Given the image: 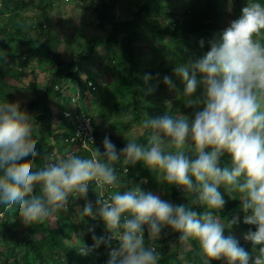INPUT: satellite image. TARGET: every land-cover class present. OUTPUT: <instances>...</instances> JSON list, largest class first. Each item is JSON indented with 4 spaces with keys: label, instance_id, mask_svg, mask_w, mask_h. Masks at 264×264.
Wrapping results in <instances>:
<instances>
[{
    "label": "clouds",
    "instance_id": "9594fccd",
    "mask_svg": "<svg viewBox=\"0 0 264 264\" xmlns=\"http://www.w3.org/2000/svg\"><path fill=\"white\" fill-rule=\"evenodd\" d=\"M262 35L264 0H247L239 17L218 39L209 42L210 49L201 58L177 63L173 68L184 85L186 106L195 109L191 117L172 113L168 107L162 115L144 112L139 135L147 137L146 143L126 139L119 150L106 135L103 151L95 146L88 157L69 151L36 168L38 152L32 146L31 117L19 101L0 99V206H14L13 221L18 217L25 226H31L67 212L69 196L75 195L85 201L82 208L77 206L78 215L102 221L106 233L96 236L95 228L89 227L91 246L83 243L84 233L74 234L82 241L79 253L87 256L103 245L109 248L106 264H159L155 249L145 245V236L147 233L148 239L159 240L165 228L179 234L170 244L173 248L196 241L203 264L214 260L264 264ZM199 43L204 46L203 39ZM143 80L148 85L146 94L154 93L158 85L150 83L152 74H144ZM162 82L169 90H176L172 77L166 75ZM198 85L203 86L202 94L193 99ZM167 104L172 108L171 102ZM89 141L95 145L94 140ZM224 156L230 162L222 167ZM121 160L124 165L139 163L154 171L157 178L162 175L159 183L182 188L191 205L204 210L198 213L192 206L174 204L132 181V187L121 191L114 166ZM90 182L98 194L95 206L88 200ZM221 186L224 193L219 190ZM225 194L240 201L242 222L256 226L255 231L249 228L244 232L243 239L254 249L259 245L258 254L249 253L235 235H225L226 228L241 223L239 215L226 223L221 221L218 213L227 203ZM112 240H118L119 246L110 248Z\"/></svg>",
    "mask_w": 264,
    "mask_h": 264
},
{
    "label": "trees",
    "instance_id": "16d2710c",
    "mask_svg": "<svg viewBox=\"0 0 264 264\" xmlns=\"http://www.w3.org/2000/svg\"><path fill=\"white\" fill-rule=\"evenodd\" d=\"M61 0H0V47L13 45L7 50L0 49V99L9 102L19 101L27 113L32 114L33 128L41 126L45 132L33 131L32 146L38 152L35 167L39 168L52 159L55 149H66L65 136L71 130H65L63 135L56 132L57 127L70 125L65 120L64 110L71 105V94L64 91L81 87V108L87 111L98 129L99 148L103 151L102 141L107 135L117 146L123 148L127 143L125 136L134 129H139L144 117V110H151L152 115H162L167 107L172 113L178 111L182 115H191L194 108L186 106L182 97L184 85L180 78L173 74L177 63L184 64L189 60L201 58L209 49V42L218 39L222 32L230 26V22L239 17L241 9L247 0H132L133 12L124 14L122 7L114 0H79L77 6L92 11L98 19L100 28L107 30V37L94 36L89 39V47L80 48L73 54L69 62L54 49L51 29L54 2ZM231 7V11H229ZM31 12L30 15H27ZM33 20V21H32ZM46 26V27H45ZM84 36V34H83ZM264 40V35L260 37ZM204 46H200V40ZM17 44L18 47L14 48ZM103 47L106 50L107 62L104 70L92 71L83 77L84 69L81 63L95 61L96 51ZM45 55L46 61L39 58ZM36 58L37 63H31ZM6 63V64H5ZM60 66V70L50 72L51 82L44 87L39 82V75L45 66ZM3 65H10L7 69ZM102 71V72H101ZM151 73V84L158 85L156 91L146 94L148 85L143 76ZM170 76L176 85V97L171 106L164 103L170 99V91L163 84V77ZM200 77L198 76V80ZM89 82H92L90 86ZM32 90L36 96L27 100L19 97L18 89ZM59 87V88H56ZM203 86L198 85L193 99L199 98ZM59 97L61 104L54 105V99ZM21 99V100H20ZM96 102L94 107L92 104ZM135 119V120H134ZM60 129V128H59ZM114 131L117 136H111ZM139 143H146L147 137L138 136ZM75 147L67 148V153ZM191 153V152H190ZM189 153V154H190ZM65 154V152H64ZM82 157L90 156L81 152ZM230 162L228 156L221 159V166ZM115 169L121 182V191L146 180L149 190L155 194L163 191L164 198L174 204L192 206L198 213L204 209L191 205L190 199L182 188L168 187L158 182L156 174L144 168L141 164L131 167L121 162ZM126 168L130 169L124 174ZM131 181L133 185L131 184ZM91 190L95 187L91 185ZM225 190L223 186L219 189ZM36 191H39L37 187ZM88 192V200H96L95 194ZM227 201L224 210L218 213L222 222H227L233 215L241 217V223L226 228L225 235L243 233L249 228L255 231L256 226L245 225L243 212L238 199ZM84 200L69 196L67 212H59L51 220L31 226H25L17 217L14 221V206H0V262L6 264H106L109 259V248L101 245L98 249L84 256L79 253L82 244H93V233L89 227L95 228V235H106L102 221L83 217L73 221L71 212L81 207ZM86 221V222H85ZM99 221V222H98ZM84 233L82 241L74 234ZM178 233L162 232L159 240L148 239L145 245L155 249L159 256V264H203L198 243L194 240L187 245L170 246L178 240ZM240 241V240H239ZM244 241V239H243ZM240 241L249 253L258 254L259 245L253 248L251 242ZM119 246V241L112 240L110 248ZM211 264H226L224 260L212 261Z\"/></svg>",
    "mask_w": 264,
    "mask_h": 264
},
{
    "label": "rangeland",
    "instance_id": "374dc122",
    "mask_svg": "<svg viewBox=\"0 0 264 264\" xmlns=\"http://www.w3.org/2000/svg\"><path fill=\"white\" fill-rule=\"evenodd\" d=\"M109 1V0H108ZM115 2H118L117 5L122 7V11H124V14L126 12L131 13L134 10L132 0H114ZM79 0H61L55 1L54 3H57V6L54 7V18L52 19V25L51 29L54 32V36L52 38V43L54 46V49L57 53H59L62 56V59L64 61L69 62L72 59L73 54H75L76 51L79 50L81 44L82 48H88L89 47V39H91L94 36H100V37H107V30L104 28H100L98 19L94 15L92 11L82 9L77 6V3ZM27 15H30V12H28ZM84 34V36H83ZM13 47V45H7V46H2L0 49L7 50L8 48ZM18 45L15 44L14 48H17ZM95 55V61L88 60L82 64V67L84 69V74L83 77L89 76L92 71L97 72L100 70H104V64L107 62V54L106 50L101 47L99 48ZM45 55H40L39 58H41L43 61H46V58H44ZM35 60H32L31 63H37V60L35 57H33ZM6 64V63H5ZM48 65V64H47ZM5 68H9L10 65H3ZM60 70V66H53V65H48L45 66L43 72L40 73L39 75V81L42 83V86L44 87L46 84H49L51 82V79L56 75V72ZM101 71V72H102ZM50 72H53L55 75L52 76ZM25 86H21L19 88V94L21 97H24L26 99L27 97L32 98L35 97L36 94L32 90H25L23 88ZM22 88V89H21ZM21 89V90H20ZM64 91L68 92L69 94H76L77 88L75 87L73 89V86L70 89H65ZM167 96L169 94L171 96L170 99H167L164 101V103L167 102H172L173 97H176V92L175 91H168ZM59 99V97H58ZM21 100V99H20ZM93 106H96V102L92 104ZM94 106V107H95ZM144 112L148 113L149 116H153L151 110H144ZM30 117H32L31 113H28ZM59 128L60 126L57 127L56 132H60ZM34 131L37 133H41L42 131L45 132V129H43L41 126H35ZM61 133L60 135H62ZM111 136H117L114 131L111 132ZM139 135V129H134L132 132L127 134L125 136L126 139H132V138H137ZM190 156L192 155L191 153L189 154ZM55 158V157H54ZM131 167V165H129ZM154 174H156L153 171ZM159 179L162 181V175L159 177ZM147 180V179H146ZM145 181V180H144ZM141 188L145 191H150L149 190V185L147 183H139ZM157 195H160L162 199L164 198V193L163 191H159ZM165 200H168L166 198ZM169 201V200H168ZM70 216L72 217L73 221H79L81 216L78 215L77 209L74 210V212L70 213ZM168 228H165L162 232L168 231ZM236 238L240 241H243V237L240 236L239 234H235ZM245 242V241H243Z\"/></svg>",
    "mask_w": 264,
    "mask_h": 264
},
{
    "label": "built area",
    "instance_id": "2783aa9c",
    "mask_svg": "<svg viewBox=\"0 0 264 264\" xmlns=\"http://www.w3.org/2000/svg\"><path fill=\"white\" fill-rule=\"evenodd\" d=\"M34 2L38 3L39 0H33ZM46 27V26H45ZM90 86H92V82H89ZM59 88V87H56ZM81 97H82V90L81 87L78 86L76 94H71V105L68 109L64 110L65 120L69 122V129L71 130V134L69 136H65V143L69 147H75L70 153L72 154H79L81 152L91 153V150L94 147H98L100 141L98 140V129L94 124V121L91 115L81 108ZM67 114V115H66ZM94 140L95 145H93L89 140ZM54 161V160H52ZM125 169L123 172L124 174H128L130 172ZM141 180V183H143ZM91 185L95 187L94 182H90L89 184V191H91ZM96 200L98 199V194L94 190ZM73 198H77L75 195H72ZM106 198V195H105ZM92 200L91 202L95 206V201ZM0 217H3V214H0ZM146 238V236H145ZM118 241V240H117ZM0 264H5L2 261Z\"/></svg>",
    "mask_w": 264,
    "mask_h": 264
},
{
    "label": "crops",
    "instance_id": "0c3cea01",
    "mask_svg": "<svg viewBox=\"0 0 264 264\" xmlns=\"http://www.w3.org/2000/svg\"><path fill=\"white\" fill-rule=\"evenodd\" d=\"M56 6H57V3L54 4V7H56ZM30 14H31V12H30ZM54 14H55V13H54V11H53V12H52V19L55 17ZM39 82H40V81H39ZM40 83H41V82H40ZM19 88H20V87H19ZM21 89H22V88H21ZM21 89H20V90H21ZM25 91H26V90H24V92H25ZM18 93H19V89H18ZM25 93H26V92H25ZM19 97H21L20 94H19ZM32 98H33V97H32ZM22 99H24V97H22ZM26 99L29 100V99H31V98L27 97ZM57 104H61V103H60L58 97L56 96V98L54 99V105H57ZM66 129H68L67 126H65V128L61 126V128L59 129L60 132H58V134L63 133ZM41 133H42V132H41ZM41 133H40V134H41ZM42 135H43V133H42ZM67 148H68V147H66V149H65L64 151H60L59 148L57 147V148L55 149V151H54L52 157H53V158L55 157L54 159H56L57 157H63V156H65L66 154H68V153H67ZM64 152H65V154H64Z\"/></svg>",
    "mask_w": 264,
    "mask_h": 264
},
{
    "label": "bare ground",
    "instance_id": "6f19581e",
    "mask_svg": "<svg viewBox=\"0 0 264 264\" xmlns=\"http://www.w3.org/2000/svg\"><path fill=\"white\" fill-rule=\"evenodd\" d=\"M33 21V20H32ZM135 120V119H134ZM99 222V221H98Z\"/></svg>",
    "mask_w": 264,
    "mask_h": 264
}]
</instances>
